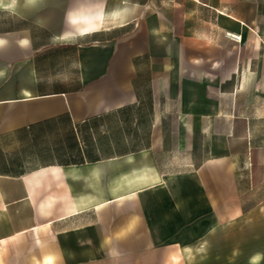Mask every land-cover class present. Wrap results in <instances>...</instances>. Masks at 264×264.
<instances>
[{
  "label": "crops",
  "instance_id": "obj_1",
  "mask_svg": "<svg viewBox=\"0 0 264 264\" xmlns=\"http://www.w3.org/2000/svg\"><path fill=\"white\" fill-rule=\"evenodd\" d=\"M0 264H264V0H0Z\"/></svg>",
  "mask_w": 264,
  "mask_h": 264
},
{
  "label": "built area",
  "instance_id": "obj_2",
  "mask_svg": "<svg viewBox=\"0 0 264 264\" xmlns=\"http://www.w3.org/2000/svg\"><path fill=\"white\" fill-rule=\"evenodd\" d=\"M228 37L235 40V41H241V37L240 36H235L232 34H228Z\"/></svg>",
  "mask_w": 264,
  "mask_h": 264
}]
</instances>
